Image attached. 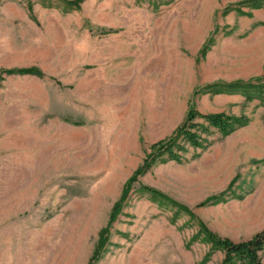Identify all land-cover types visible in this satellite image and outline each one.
I'll list each match as a JSON object with an SVG mask.
<instances>
[{
	"label": "rangeland",
	"instance_id": "obj_1",
	"mask_svg": "<svg viewBox=\"0 0 264 264\" xmlns=\"http://www.w3.org/2000/svg\"><path fill=\"white\" fill-rule=\"evenodd\" d=\"M248 2L0 0V69L42 73L0 81V264H86L123 182L189 106L246 123L208 127L203 148L138 176L93 264H220L195 218L234 241L263 226L248 216L264 180L262 106L205 90L264 76V3Z\"/></svg>",
	"mask_w": 264,
	"mask_h": 264
},
{
	"label": "trees",
	"instance_id": "obj_2",
	"mask_svg": "<svg viewBox=\"0 0 264 264\" xmlns=\"http://www.w3.org/2000/svg\"><path fill=\"white\" fill-rule=\"evenodd\" d=\"M60 1H62L67 7L78 8L83 0ZM263 3L264 0H249L248 2V4L253 8L261 7L263 6ZM26 8L28 12H30L29 3H27ZM7 75H34L41 77L42 73L35 67L1 68L0 81ZM205 90L213 94L238 93L243 96L246 101L256 99L260 102L264 114V76L251 77L244 81L236 80L228 83H212L206 85ZM245 123L246 118L243 115L234 116L223 112L201 113L195 110L192 106H189L183 120L167 137L149 144L148 151L142 158L141 163L132 170L130 175L123 182L118 197L109 209L105 224L98 231L96 241L86 264H93L104 251L109 236L110 225L120 213L131 185L137 180L138 176L145 173L151 165L157 161H181V154L186 151V146H190L192 148H203L204 144L202 134L207 131L208 127L215 128L217 131L225 135L234 128L242 126ZM234 178L235 176L229 181L227 187H230ZM140 188L152 196L174 205L190 217L195 218V215L190 207L171 199L156 188L148 185H141ZM224 196L225 191H221L217 194H211L206 196L195 206L199 207L223 202L225 200ZM195 219L197 231L203 235L212 249L221 251L222 258L220 260V264H263L261 261V253L264 252V226L250 237L234 241L228 237L219 236L217 233L211 231L204 222L197 218ZM208 255L209 253L207 252L204 259H206Z\"/></svg>",
	"mask_w": 264,
	"mask_h": 264
},
{
	"label": "crops",
	"instance_id": "obj_3",
	"mask_svg": "<svg viewBox=\"0 0 264 264\" xmlns=\"http://www.w3.org/2000/svg\"><path fill=\"white\" fill-rule=\"evenodd\" d=\"M250 197L251 200L248 204L251 205V209L248 216L251 219L258 220V222L264 226V180L256 182Z\"/></svg>",
	"mask_w": 264,
	"mask_h": 264
}]
</instances>
